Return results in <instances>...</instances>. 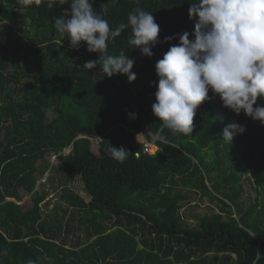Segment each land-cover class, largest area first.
<instances>
[{
	"label": "trees",
	"instance_id": "trees-1",
	"mask_svg": "<svg viewBox=\"0 0 264 264\" xmlns=\"http://www.w3.org/2000/svg\"><path fill=\"white\" fill-rule=\"evenodd\" d=\"M102 2L93 0V6L99 10ZM189 2L141 0L160 26L151 58L127 43L128 31L109 43L110 54L124 51L135 61L132 83L122 74L105 76L99 65L83 68L99 54L88 53L85 42L72 49L53 26L69 5L0 2V21H7L0 49L12 53L0 57V264H264V124L236 115L211 91L212 98L196 110L190 136L163 129L152 112L156 61L179 42L164 43V37L194 30ZM133 6L132 0L112 6L110 24L126 21ZM23 25L46 29L50 39L25 41L16 30ZM12 66L16 70L9 71ZM230 121L246 126L231 145L222 140ZM137 135L159 151L146 153ZM109 144L130 155L122 163L111 159ZM228 146L235 155L225 153ZM205 153L216 165H208L207 175L196 162ZM50 157L59 166H51ZM233 159L238 165L230 173ZM49 170L64 175L66 183L56 189L59 203L45 215L49 192L38 185ZM75 175L89 202L67 186ZM245 180L252 188L250 205L243 201ZM24 193L34 210L20 204ZM197 193L217 201L220 212L184 213Z\"/></svg>",
	"mask_w": 264,
	"mask_h": 264
},
{
	"label": "clouds",
	"instance_id": "clouds-1",
	"mask_svg": "<svg viewBox=\"0 0 264 264\" xmlns=\"http://www.w3.org/2000/svg\"><path fill=\"white\" fill-rule=\"evenodd\" d=\"M17 2L25 7L33 4V0ZM119 2L106 0L99 10L93 0H46V6L69 5L53 18L54 28L68 37L72 49L79 50L85 42L88 53L99 54L98 59L87 60L83 68L93 70L99 65L105 76L122 74L132 83L137 79L132 72L135 61L124 51L110 54L109 43L128 31L127 43L151 58L152 48L159 42L160 26L152 11L141 6V0H132L134 6L126 21L111 25L107 16ZM42 3L45 0H35L36 5ZM188 15L195 20L194 30L164 37V43L171 44L174 39L179 42L155 64L158 81L152 82L156 91L151 107L162 128L190 136L196 110L212 98L210 91L236 115L243 112L264 124V106L258 104V100H264V0H191ZM5 23L0 21V27ZM129 116L136 118L135 114ZM245 131V125L230 121L222 130V140L231 145ZM155 135L166 142L164 135ZM107 155L122 163L130 152L109 144Z\"/></svg>",
	"mask_w": 264,
	"mask_h": 264
},
{
	"label": "rangeland",
	"instance_id": "rangeland-1",
	"mask_svg": "<svg viewBox=\"0 0 264 264\" xmlns=\"http://www.w3.org/2000/svg\"><path fill=\"white\" fill-rule=\"evenodd\" d=\"M3 0H0V2ZM6 24V23H5ZM5 24L3 25V27L5 26ZM19 28V33H18V29ZM0 30H3L2 27H0ZM17 30V34L19 36H22L24 38L25 41L27 42H32L34 40L41 41L45 38V40H49V33H47L46 29H40V30H30L28 28V26L23 25L21 26H17L16 28ZM19 36H17V38H19ZM10 42L8 41V46H9ZM7 46V47H8ZM12 55V53H8L3 49H0V57H6V56H10ZM16 70L15 66L10 67L9 71H14ZM3 138V133H1L0 135V139ZM137 140L141 143H145V140L142 136L137 135ZM93 150L96 154H100L99 151V141L98 140H94L93 141ZM225 153H229L232 155L236 154V150L235 148L231 147V150H229V146L224 149ZM150 154H155L156 152H158V148L154 145V144H150V148H149ZM71 152V149H67L64 153L65 155H68ZM207 153L200 155V157L197 158L196 162L199 163V166L201 167V169L204 171V173L207 175L208 174V165L215 167L216 165H213L211 163V155L209 156L210 159L207 158ZM235 164H233V166H231V164L228 165L229 171L230 173L233 172L234 169V165H238L236 164L237 161L235 159L232 160ZM49 162L51 163V166H59L60 161L57 160L56 157H50ZM40 164V163H39ZM51 171V170H49ZM217 172V171H215ZM212 176H216V175H212ZM244 186L246 188V194L244 195V199L243 201L245 203H247L248 205H250V196L252 193V188L251 185L247 182V180L244 181ZM66 180H65V176L56 173L55 171H51L48 172L44 179L40 181L39 184H41L42 187H40V190H44V191H48L49 192V198L47 200V203L43 205V209L45 211V213L47 212V210L50 208V203L52 201H54L55 198H57V200L59 199L61 192L60 190H56L57 188H59L61 185H65ZM211 184L213 185V182H208L209 187L211 186ZM67 186H69L73 191H75L76 193H79L80 195H82L84 198H86L87 200L90 199L89 195L87 194V192L84 189V184L82 182L81 176L80 175H75L72 176V178H70L68 180ZM56 190V191H55ZM198 194V195H197ZM193 196V200L192 202L185 204L184 206V213L187 214H194L197 215L199 217H203L206 214H217L220 212V208L219 205L217 204V201L212 202L209 198H204V199H200L201 194L197 193ZM24 196V201L21 203L22 205H24V209L25 210H34L35 206L33 201L31 200V196L26 195L25 193L23 194ZM53 196V197H52ZM62 212H60V216H62ZM192 223V225L197 224V221H195V219H193L192 221H190Z\"/></svg>",
	"mask_w": 264,
	"mask_h": 264
},
{
	"label": "crops",
	"instance_id": "crops-1",
	"mask_svg": "<svg viewBox=\"0 0 264 264\" xmlns=\"http://www.w3.org/2000/svg\"><path fill=\"white\" fill-rule=\"evenodd\" d=\"M145 140V139H144ZM50 172V171H49ZM40 187H42L41 186V184H39L38 185V190L39 191H44V190H40L39 188ZM85 189V188H84ZM48 192V191H47ZM78 195H80L79 193H77ZM81 197H83L82 195H80ZM53 197V196H52ZM90 197V196H89ZM48 198H49V196H48ZM48 198H47V200H48ZM84 198V197H83ZM86 201H90V199L89 200H87L86 198H84ZM9 200H11V199H9ZM49 201V200H48ZM59 201H60V197H59V199L57 200V198H55L54 199V201H52L51 203H50V208L47 210V212L45 213V215H49V214H51V212H52V210L54 209V207L59 203ZM21 204V203H20ZM22 205V204H21ZM24 206V205H23ZM44 210V209H43ZM59 211H61V210H59ZM45 212V211H44ZM62 212V211H61ZM62 214H63V212H62Z\"/></svg>",
	"mask_w": 264,
	"mask_h": 264
},
{
	"label": "built area",
	"instance_id": "built-area-1",
	"mask_svg": "<svg viewBox=\"0 0 264 264\" xmlns=\"http://www.w3.org/2000/svg\"><path fill=\"white\" fill-rule=\"evenodd\" d=\"M143 144H144V150H145V152L146 153H150V151H149L150 143L145 140V143H143Z\"/></svg>",
	"mask_w": 264,
	"mask_h": 264
}]
</instances>
